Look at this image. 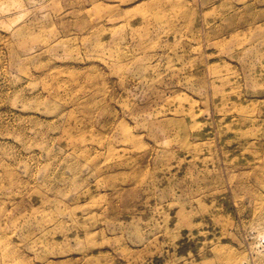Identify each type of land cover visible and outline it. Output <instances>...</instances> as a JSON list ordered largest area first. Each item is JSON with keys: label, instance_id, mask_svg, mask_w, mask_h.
I'll return each mask as SVG.
<instances>
[{"label": "rangeland", "instance_id": "rangeland-1", "mask_svg": "<svg viewBox=\"0 0 264 264\" xmlns=\"http://www.w3.org/2000/svg\"><path fill=\"white\" fill-rule=\"evenodd\" d=\"M0 264H264V0H0Z\"/></svg>", "mask_w": 264, "mask_h": 264}]
</instances>
